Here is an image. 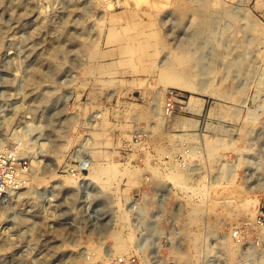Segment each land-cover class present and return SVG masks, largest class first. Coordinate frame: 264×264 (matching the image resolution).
Here are the masks:
<instances>
[{"label":"rangeland","instance_id":"1","mask_svg":"<svg viewBox=\"0 0 264 264\" xmlns=\"http://www.w3.org/2000/svg\"><path fill=\"white\" fill-rule=\"evenodd\" d=\"M0 159L65 222L0 264H264V0H0Z\"/></svg>","mask_w":264,"mask_h":264},{"label":"built area","instance_id":"2","mask_svg":"<svg viewBox=\"0 0 264 264\" xmlns=\"http://www.w3.org/2000/svg\"><path fill=\"white\" fill-rule=\"evenodd\" d=\"M15 160L10 159L7 162L0 159V258L8 255L26 254L30 258L41 256L45 263L47 255L51 254L52 244L50 242L62 239V237L58 238L53 234V230H57V226H61L65 222L62 218L51 219L46 214H40L42 212L37 210L38 201H35L32 194H30L31 201L27 213H17L9 210L15 196L21 195L26 189H30V179L27 173L28 162L24 160L17 164ZM88 168V158L83 157L78 165H70L66 169V173L78 180L81 184L80 187H84L88 185L87 177L84 175ZM43 197H47V192ZM24 214L28 218L26 225L22 228L16 227V223H19V216ZM42 224L46 225L43 226ZM30 264H35L34 259ZM39 264H42V262Z\"/></svg>","mask_w":264,"mask_h":264},{"label":"bare ground","instance_id":"3","mask_svg":"<svg viewBox=\"0 0 264 264\" xmlns=\"http://www.w3.org/2000/svg\"><path fill=\"white\" fill-rule=\"evenodd\" d=\"M117 37L118 36H117L116 31L113 30L110 32L109 39L114 40ZM93 53H94V50H93ZM98 64L104 65L102 62L98 63ZM102 65H100L101 68H103ZM37 75H40V73L37 72ZM58 161H61V158H59ZM128 168L129 167H127V168L125 167V168L121 169V168H119V164L115 163V162H109L106 165H101L99 163H96V164H94V167H93V171H94L93 173H94V176L100 181L102 186H103V184H104V186H108L111 183V180L113 179L114 176H117L120 174L124 175V173H128L129 172ZM56 175H58V174H56ZM103 175H106V177H104ZM45 182H47L45 178H39V177L31 176L30 177V190L33 189L34 187L38 186L39 184H42ZM63 182H64L65 186L69 187V185H72L73 183H75V178L67 175V177H64ZM251 201L254 202L255 204H258L259 198L258 197L253 198ZM120 235H122V234H118L115 231V234H113V238H114V246L119 251H122L125 248V242H124L125 240H123L122 239L123 237L122 236L120 237ZM90 247H92V246H90Z\"/></svg>","mask_w":264,"mask_h":264}]
</instances>
